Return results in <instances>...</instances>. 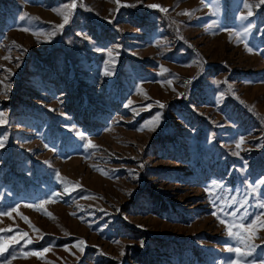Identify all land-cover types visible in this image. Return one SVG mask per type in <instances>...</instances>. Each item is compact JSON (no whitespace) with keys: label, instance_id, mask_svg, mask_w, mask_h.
<instances>
[{"label":"rangeland","instance_id":"obj_1","mask_svg":"<svg viewBox=\"0 0 264 264\" xmlns=\"http://www.w3.org/2000/svg\"><path fill=\"white\" fill-rule=\"evenodd\" d=\"M72 2L0 0V237L28 234L0 264L235 260L208 190L264 213V4L75 0L56 29Z\"/></svg>","mask_w":264,"mask_h":264},{"label":"snow or ice","instance_id":"obj_2","mask_svg":"<svg viewBox=\"0 0 264 264\" xmlns=\"http://www.w3.org/2000/svg\"><path fill=\"white\" fill-rule=\"evenodd\" d=\"M202 3H204V0H201ZM244 2V7L248 8L249 11L247 12V15L241 14L239 19L241 20H247L248 17L252 16L253 13L251 11L252 4L248 3V0H243ZM116 3L119 4L120 0H116ZM260 4H264V0H259V3L256 4V7H259ZM76 7L75 0L71 4L65 5L63 10H59L58 14L63 16V23L60 25L55 26L56 29L62 30L64 27V24H67L69 22L71 12L74 10ZM149 7H154V8H160L162 11H167V9L162 8L160 5H149ZM181 14H191V13H181ZM215 14V13H213ZM23 19H30L29 15L27 13H24L21 17ZM215 22H213L212 25L206 26V30L208 28L214 27ZM27 31L28 29H24ZM249 31L248 28H245L243 32H236L234 33L235 36L238 38H243L244 35L247 34ZM55 34V32L51 33ZM246 49L251 52L252 49L248 48L247 45H245ZM109 56H111L112 51L109 50ZM9 57H5V59H8ZM2 83V82H0ZM169 83H171L169 81ZM10 89V85L6 86V90ZM163 106V105H161ZM154 119H158L154 118ZM6 123V119H4V113L0 111V124ZM142 130V129H141ZM82 135V134H81ZM5 138H0V147L4 146ZM243 138L241 137L239 141L236 142V148L240 149L241 144L243 143ZM86 147H95L91 143V141L88 142ZM238 154V153H236ZM57 176L59 177V173L57 172ZM66 180V178H64ZM259 183H264V180H260L257 182ZM223 187L221 184L218 182L214 181L212 184L211 189L208 190L209 193V198L211 200V203L213 205V208L215 209L212 212L213 216H216L218 220L222 224H225L226 226V234L229 237V239L234 240L236 242L235 247H228L227 251L234 253L235 254V260L229 258L227 261H225V264H237V261L240 262H246L247 258L250 257L253 252H255L256 248L258 245H256L253 241L254 238H256L257 233L256 229L257 228H264V213H251L248 211V199L247 197L249 195H257L258 194V188L255 184H248L245 186V193L244 196H231V197H220L215 195V189ZM58 194H53V197L57 196ZM219 201V203H217ZM48 201H42L41 202V207L43 206L44 203H47ZM239 205V207L235 208L233 211L229 212L228 208L232 207L233 205ZM257 208L264 209V200L259 201L256 205H254ZM243 209V211H241ZM12 211H15L13 209ZM75 215V213H72ZM0 215H11V212H3L0 213ZM51 215V214H48ZM254 217L250 221L248 220V217ZM27 219V218H25ZM34 228V226H33ZM35 231H39L34 229ZM0 231H12V229H0ZM28 234L25 232L19 237L16 235L4 238L0 237V253H3L7 251L8 247L10 244H19L21 240H24V238ZM32 243L31 239H28L25 241V244ZM85 242L83 240H80L76 247L80 248L81 251L82 245H84ZM49 248L43 249V252H48ZM32 255L36 256H42V253L40 252H33Z\"/></svg>","mask_w":264,"mask_h":264}]
</instances>
